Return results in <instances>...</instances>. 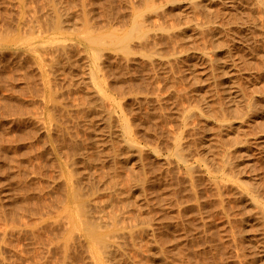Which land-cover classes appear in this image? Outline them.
Returning <instances> with one entry per match:
<instances>
[{"label": "rangeland", "instance_id": "rangeland-1", "mask_svg": "<svg viewBox=\"0 0 264 264\" xmlns=\"http://www.w3.org/2000/svg\"><path fill=\"white\" fill-rule=\"evenodd\" d=\"M234 3L0 0V264H264V0Z\"/></svg>", "mask_w": 264, "mask_h": 264}, {"label": "bare ground", "instance_id": "bare-ground-1", "mask_svg": "<svg viewBox=\"0 0 264 264\" xmlns=\"http://www.w3.org/2000/svg\"><path fill=\"white\" fill-rule=\"evenodd\" d=\"M222 2V1H221ZM223 3H225V4H228L227 5V8L228 7H233L234 6V0H223ZM234 8V7H233ZM234 10H236V9H234ZM226 11V10H225ZM233 11V10H232ZM231 13V12H230ZM235 13V12H234ZM234 13H232L233 15H234ZM238 13V12H237ZM236 13V14H237ZM231 14V15H232ZM237 16V15H236ZM230 18H232V17H230ZM233 27V26H232ZM237 27V26H236ZM241 27V26H240ZM238 28V27H237ZM232 29V28H231ZM239 30H240V28H239ZM238 30V31H239ZM231 31V30H230ZM236 32H237V30H236ZM235 33V32H234ZM231 34H233L232 32H231ZM239 34H240V31H239V33H237L236 34V37H237V35L239 36ZM242 34V33H241ZM235 35V34H234ZM234 35H232V36H234ZM239 37H241V36H239ZM244 37V36H243ZM238 38V37H237ZM245 38V37H244ZM239 39V38H238ZM237 39V40H238ZM233 40H234V37H233ZM220 40H218V42H219ZM240 41H241V39H240ZM235 42H237L236 41V39H235ZM235 42H233V43H235ZM244 42H245V40H244ZM221 44H222V42H220ZM220 43H217V44H220ZM230 43V42H229ZM225 44H227V43H225ZM232 44V43H231ZM223 45H224V43H223ZM244 45H245V43H244ZM243 45V46H244ZM217 46V45H216ZM215 46V48L217 49V47ZM220 46H222V45H219V47ZM228 46V45H227ZM247 46V45H246ZM224 47V46H223ZM226 47V46H225ZM230 47H232V46H230ZM234 47V46H233ZM237 49H239V46H235ZM228 48V47H227ZM234 49V48H233ZM243 49H244V47H243ZM225 50H227L226 52L229 54V56H230V52L232 51H230V49L228 48V49H225ZM236 50V49H235ZM217 51V50H216ZM243 51V50H242ZM236 52V51H235ZM238 52H239V50H238ZM238 52H236L237 53V56H238ZM243 52H245V50L243 51ZM217 53V52H216ZM235 53V54H236ZM219 54H220V52H219ZM224 55H225V53H223ZM216 55V54H215ZM217 55H218V53H217ZM223 55V56H224ZM226 56V55H225ZM232 56V55H231ZM216 57V56H215ZM218 57V56H217ZM227 58H228V55L226 56ZM245 57H247V56H245ZM220 58V57H219ZM222 58V57H221ZM225 58V57H224ZM233 58H234V56H233ZM236 58V57H235ZM237 59H239L240 60V56H239V58L237 57ZM217 60H220V59H216V61ZM226 60V58L223 60V58H222V60L220 61V64H219V67L218 68H220V71H221V77H222V85H224V87H225V95H226V97H227V99H228V102H230L231 103V105L233 104V103H239L240 102V99H242V97H240V94L241 93H239V90L236 88V86H235V83L233 82V79H232V71L234 72V70H232L231 71V66L234 64V63H236V62H232L233 64H230L229 63V60L227 61H225ZM243 60V59H242ZM232 61H234V59L232 60ZM245 61V60H244ZM230 62H231V60H230ZM247 62V61H246ZM237 64V63H236ZM240 64V63H239ZM238 64V65H239ZM244 65V64H243ZM234 66V65H233ZM243 67V66H242ZM241 67V68H242ZM249 67V66H248ZM247 68V67H246ZM246 68H245V70H246ZM234 69H236L235 67H234ZM219 70V69H218ZM237 70V69H236ZM232 73V74H231ZM254 73V72H253ZM220 74V73H219ZM251 74V73H250ZM249 75V74H248ZM253 75V74H252ZM256 75V74H255ZM220 77V78H221ZM250 77V76H249ZM258 78V77H257ZM256 78V79H257ZM252 80V79H251ZM252 83V82H251ZM253 83H254V81H253ZM251 85V84H250ZM258 85V84H257ZM249 86V85H248ZM239 87V86H238ZM248 88V87H247ZM259 88V87H258ZM258 90V89H257ZM241 92V91H240ZM255 98H257V97H255ZM252 99V101H253V97L251 98ZM258 99V98H257ZM256 99H254V101H255ZM242 101V100H241ZM256 103L258 102V101H255ZM254 102V103H255ZM229 103V104H230ZM252 103V102H251ZM240 104V103H239ZM238 105V104H237ZM251 105V104H250ZM256 105V104H255ZM258 105V104H257ZM236 106V105H235ZM251 106H254V105H251ZM232 107H234V106H232ZM256 107V106H255ZM237 108V107H236ZM254 108V107H253ZM252 108V109H253ZM251 109V110H252ZM255 109V108H254ZM253 109V110H254ZM258 110V109H257ZM256 110V111H257ZM255 110H254V113L256 112ZM254 113H253V116H254ZM256 114V113H255ZM251 116H252V114H251ZM258 117V116H257ZM259 118V117H258ZM257 120V119H256ZM255 121V120H254ZM261 246V248L262 247H264V244H262V245H260ZM264 251V249L262 248L261 250H260V252H263Z\"/></svg>", "mask_w": 264, "mask_h": 264}]
</instances>
